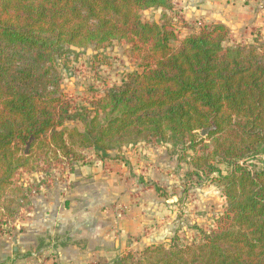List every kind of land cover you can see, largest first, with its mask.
<instances>
[{
	"label": "trees",
	"instance_id": "1",
	"mask_svg": "<svg viewBox=\"0 0 264 264\" xmlns=\"http://www.w3.org/2000/svg\"><path fill=\"white\" fill-rule=\"evenodd\" d=\"M150 9L174 12V0H0V227L32 210L51 182L39 174L53 181L54 169L63 174L85 151L106 160L142 141H189L204 148L188 175L205 168L223 187L217 227L110 264H264V166L249 163L264 157V43L225 47L230 30L218 23L190 29L175 48V25L144 20ZM114 40L140 57L142 71L76 106L57 60ZM76 121L83 130L68 126Z\"/></svg>",
	"mask_w": 264,
	"mask_h": 264
},
{
	"label": "rangeland",
	"instance_id": "2",
	"mask_svg": "<svg viewBox=\"0 0 264 264\" xmlns=\"http://www.w3.org/2000/svg\"><path fill=\"white\" fill-rule=\"evenodd\" d=\"M179 1L174 0V12L162 9H150L142 12L143 19L149 22L165 19V21L175 25V39L171 42L172 47L175 48L180 45L190 29L198 28L199 22L203 25L213 24L211 20L206 22L203 16L199 18L195 17L193 11L187 6L181 7ZM208 1L211 3L220 0ZM221 3L231 6V10L238 20L240 18L245 20L244 25L235 31H246V33L244 35L230 34L228 40L225 42V47L234 46L238 43L253 44L255 46L264 43V0H221ZM212 20L214 21L215 19ZM129 48L128 44L114 40L106 44L104 48L91 46L78 57L71 54L60 57L56 62V66L61 76V86L64 94L76 106L87 105L94 98L101 96L105 88L120 85L130 72H141L140 57L138 55L133 56L129 52ZM68 126L71 128L78 126L80 129H84L83 123L78 121L70 122ZM201 137L204 138L205 136H202L200 133ZM200 138L198 137L197 140L199 141ZM139 143L126 147L133 149ZM140 144L146 150L150 149L149 152H142L140 155L142 164L146 166L148 164H158L156 161L159 157L160 160L165 159L164 164L167 165H164L165 167L162 170L163 178H165L163 183L159 182L160 186L148 183L146 186H155L153 190L157 192L159 205L154 210L156 212L153 214V217L148 215L147 221L142 222L141 234L132 236L133 241H139L143 238L151 239L159 235L158 231L162 225H165L168 228V234L170 233L169 238H167L168 240L153 245L161 244L168 247L174 236H180V238L185 239L194 238L197 235L196 226L202 227L205 230L216 228L218 222L223 217L226 204V198L222 191L223 187L215 180L217 174L209 173V170L205 172L204 168L199 170V176L188 175L195 170V158L202 153L201 149L204 148V144L198 143L196 148L190 147L189 141L186 144H179L169 140H154L149 142L142 141ZM85 152L87 154L85 160L75 161L73 164H92V160L98 161V158L90 152ZM114 152L116 154L119 152L118 158L115 159L117 163L112 159H106L102 164H126V154H121V152H124L123 149ZM130 161L132 160H128V162ZM214 163L223 171V174L228 172L229 167L225 162L219 163L216 161ZM249 163L255 168H261L264 166V157L259 155ZM73 164H70V166L66 164V171L63 174L54 169L55 179L53 181V176L45 173L39 174L36 177L39 179L42 175L45 177V180H48L47 182L51 181L50 184L57 180H66ZM137 164H140V162H137ZM29 177L31 178V175H24L25 179ZM143 192L135 193L138 194V199L134 201V204L140 209L139 211L142 210L141 212L143 213L144 211L150 213L151 209L147 207L144 201H141L140 193ZM138 201L139 203H137ZM110 208L114 214L121 217L129 211L128 205L124 202H116ZM28 213L26 211L23 212L19 219L10 224L8 228L5 226L0 227V233L9 237H13V233L17 235L21 228L19 221ZM129 241L132 240L129 239ZM129 251L137 252V250L133 249L126 252ZM99 260L94 259L85 264H99L101 261ZM35 264L55 263L51 261L50 256L46 255L42 258L41 262H35Z\"/></svg>",
	"mask_w": 264,
	"mask_h": 264
},
{
	"label": "crops",
	"instance_id": "3",
	"mask_svg": "<svg viewBox=\"0 0 264 264\" xmlns=\"http://www.w3.org/2000/svg\"><path fill=\"white\" fill-rule=\"evenodd\" d=\"M179 4L190 8L197 18L203 16L206 22L226 25L230 34L246 33L235 31L245 20H238L231 6L221 0H180ZM140 143L133 149L122 148L126 164H102L100 159L92 160V164H73L66 180L41 188L32 197V210L20 219L17 235L0 233V264H35L46 255L55 264H85L94 259L110 264L128 250L140 251L166 242L170 233L165 225L151 239H132L141 234V224L148 215L153 217L156 212L159 198L153 189L163 183L162 170L167 165L159 157L158 164H142L140 155L150 149ZM148 183L155 186L146 187ZM141 191V201L150 213L139 211L134 204L138 199L135 193ZM116 202L127 204L128 213L122 217L114 214L110 207Z\"/></svg>",
	"mask_w": 264,
	"mask_h": 264
},
{
	"label": "water",
	"instance_id": "4",
	"mask_svg": "<svg viewBox=\"0 0 264 264\" xmlns=\"http://www.w3.org/2000/svg\"><path fill=\"white\" fill-rule=\"evenodd\" d=\"M210 129H211V128H208V129H204V130H202V132H201L202 136H206V135L208 134V132L210 131ZM115 155H116V152H112V153H111V156H112V157H115ZM14 242H16V239H14Z\"/></svg>",
	"mask_w": 264,
	"mask_h": 264
},
{
	"label": "built area",
	"instance_id": "5",
	"mask_svg": "<svg viewBox=\"0 0 264 264\" xmlns=\"http://www.w3.org/2000/svg\"><path fill=\"white\" fill-rule=\"evenodd\" d=\"M199 26H198V28H200V27H202V23L201 22H199V24H198ZM46 261V260H45Z\"/></svg>",
	"mask_w": 264,
	"mask_h": 264
}]
</instances>
